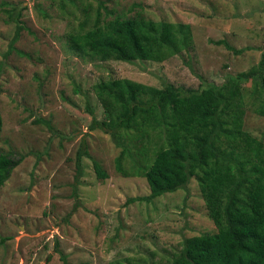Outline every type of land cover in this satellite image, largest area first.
Listing matches in <instances>:
<instances>
[{"label":"rangeland","instance_id":"rangeland-1","mask_svg":"<svg viewBox=\"0 0 264 264\" xmlns=\"http://www.w3.org/2000/svg\"><path fill=\"white\" fill-rule=\"evenodd\" d=\"M5 1L21 10L23 28L13 42L17 23L7 21L1 4L0 151L23 158L0 186V264H151L176 254L184 237L215 231L196 178L188 192L128 201L148 194L149 186L133 173L138 165L129 157L117 171L120 148L109 134L89 130L93 118H104L92 86L122 77L158 88L170 82L195 90L186 112L200 114L218 106L210 87H229L235 79L244 102L242 129L264 139L257 112L262 83L256 75L237 78L260 59L264 0H102L107 19L141 13L189 26L188 46L162 62L90 61L69 51V35L81 23L91 25L85 17L95 16L97 0ZM233 112L223 114L224 130L233 127ZM82 139L88 156L75 180ZM93 160L107 177L96 176ZM202 163L198 169L217 180L215 164ZM245 178L238 199L250 204L254 180Z\"/></svg>","mask_w":264,"mask_h":264},{"label":"trees","instance_id":"trees-1","mask_svg":"<svg viewBox=\"0 0 264 264\" xmlns=\"http://www.w3.org/2000/svg\"><path fill=\"white\" fill-rule=\"evenodd\" d=\"M97 1L95 16L85 17L86 21L92 20L91 25L84 28L81 23L80 31L69 35V51L84 60L162 62L191 41L188 25L153 20L141 13L107 19L110 13L102 0ZM1 4L7 21L17 23L14 42L23 28L19 21L21 10L6 1ZM218 43L225 44L224 40ZM254 75L263 84L264 92V47L257 65L239 73L237 78ZM228 84L229 87H210L218 106L200 114L186 112L189 108L185 101L195 90L170 82L158 88L122 77L100 79L92 86L104 118H93L89 130L100 129L109 134L120 148L115 158L117 171H122V160L129 157L138 165L133 173L143 176L149 186L148 194L130 197L128 201H151L178 189L188 192L190 180L196 178L215 226L213 232L184 237L176 254L151 264H264V139L242 129V94L235 79ZM254 85L257 87L258 82ZM231 110L233 127L224 130L222 116ZM257 112L264 117V97ZM83 140L75 157V180L82 174V156H88ZM22 158L0 151V186ZM205 160L212 161L219 170L217 180L198 169ZM92 164L97 177H107L96 160ZM243 166L249 167V174ZM245 176L254 180L250 204L238 199ZM236 178V184L227 190Z\"/></svg>","mask_w":264,"mask_h":264},{"label":"clouds","instance_id":"clouds-1","mask_svg":"<svg viewBox=\"0 0 264 264\" xmlns=\"http://www.w3.org/2000/svg\"><path fill=\"white\" fill-rule=\"evenodd\" d=\"M146 180V179H145ZM147 182V181H146Z\"/></svg>","mask_w":264,"mask_h":264}]
</instances>
